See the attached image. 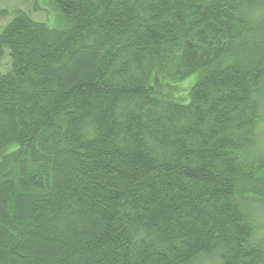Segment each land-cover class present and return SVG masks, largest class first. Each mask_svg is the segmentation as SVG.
Here are the masks:
<instances>
[{"label":"trees","instance_id":"obj_1","mask_svg":"<svg viewBox=\"0 0 264 264\" xmlns=\"http://www.w3.org/2000/svg\"><path fill=\"white\" fill-rule=\"evenodd\" d=\"M53 4L0 33V264H264V0Z\"/></svg>","mask_w":264,"mask_h":264},{"label":"rangeland","instance_id":"obj_2","mask_svg":"<svg viewBox=\"0 0 264 264\" xmlns=\"http://www.w3.org/2000/svg\"><path fill=\"white\" fill-rule=\"evenodd\" d=\"M18 8L32 13L31 16L36 20L43 21L48 25L56 24L55 22L57 20L58 10L55 8L53 0H0V12L3 10L6 11L4 16L1 17L0 15V33L3 31L5 26L13 20L15 17V10ZM35 9L37 10L35 11ZM10 65L11 60L9 49H6L4 57L0 59V72H7L10 69ZM196 79L197 75H191L179 83H169L170 87L168 83L163 84V81L165 80L163 77H159L156 80V86L160 94L166 97L189 98V90L195 83ZM261 127L264 129V123H262ZM258 219L260 223L264 225V213H262L261 217ZM262 229H264V226Z\"/></svg>","mask_w":264,"mask_h":264}]
</instances>
